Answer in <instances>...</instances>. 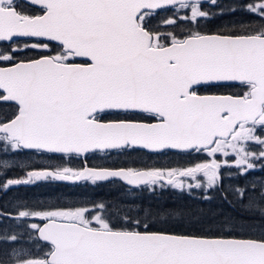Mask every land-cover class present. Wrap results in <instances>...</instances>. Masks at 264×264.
<instances>
[{
	"label": "snow or ice",
	"instance_id": "6c2138e0",
	"mask_svg": "<svg viewBox=\"0 0 264 264\" xmlns=\"http://www.w3.org/2000/svg\"><path fill=\"white\" fill-rule=\"evenodd\" d=\"M166 9L171 18L151 23ZM0 105L10 106L0 108L4 192L119 182L218 191L239 207L215 230L175 231L155 224L193 214L135 198L126 209L21 203L17 215L0 212L27 228L0 237L11 246L0 264H264V180L223 184L264 172V0H0ZM172 151L202 158L117 164ZM13 168L26 178H8Z\"/></svg>",
	"mask_w": 264,
	"mask_h": 264
},
{
	"label": "trees",
	"instance_id": "16d2710c",
	"mask_svg": "<svg viewBox=\"0 0 264 264\" xmlns=\"http://www.w3.org/2000/svg\"><path fill=\"white\" fill-rule=\"evenodd\" d=\"M237 0H219V3L223 6H227L232 3H236ZM205 10H208V5L204 6ZM218 9H212L216 11ZM173 15L171 9L160 11L151 21L153 24H157L163 18H171ZM242 13H237V16H241ZM223 19H228L224 17ZM212 25L209 24V27ZM10 106L0 105V108H8ZM4 171L0 168V173ZM22 175V171L17 168H13L8 172V178L18 177ZM252 180L261 181L264 180V172L256 170L249 176L242 179L233 178L231 180L225 179L223 181L224 186L234 187L237 184L243 185L244 183ZM57 187L46 186H19L13 187L9 191L4 192L0 190V212H4L6 215H17L18 205L21 203L27 204H40V205H72L77 202H84L88 200H95L97 203H111L115 207L119 205L122 209H126V204L129 200L135 198L138 202H142L144 205H152L153 207L161 206L170 209H177L179 212H188L193 215H175L171 220L165 221L166 217H161V222L155 224L156 228H166L175 231L190 230V231H207L209 228L215 230L218 221L222 218L220 216L223 213L225 216H236L239 213V207L233 202L229 203L222 198V195L218 191L210 192V199L205 201L204 196L200 194H189L186 191H176L173 189L157 190L154 193L148 191L136 192L129 191L123 186L108 187L107 185H100L96 188L82 189L74 187L68 189L70 193L61 188H65L61 184ZM65 185V184H63ZM78 193L83 196H76ZM232 196L228 197V201H232ZM91 206V205H89ZM199 220V223L195 221ZM33 221H28L31 223ZM258 223V221H257ZM27 228L23 222L16 220H7L0 217V237H3L7 233L10 238L13 234L26 233ZM24 239H28L25 235ZM11 247L10 245H0V248ZM19 247V246H16ZM25 247L31 248V245Z\"/></svg>",
	"mask_w": 264,
	"mask_h": 264
},
{
	"label": "flooded vegetation",
	"instance_id": "af4514ba",
	"mask_svg": "<svg viewBox=\"0 0 264 264\" xmlns=\"http://www.w3.org/2000/svg\"><path fill=\"white\" fill-rule=\"evenodd\" d=\"M212 91H216V89H213ZM220 91H224L223 89H221ZM109 119H116V118H124L123 116L120 117H116V116H109ZM131 118H137V117H131ZM195 155V154H193ZM191 155V156H193ZM191 156H185L181 153L172 151V152H168L167 154H162V155H155V154H149L147 152H139V153H132L131 156H125V157H120L117 160V164H121L123 161L125 160H138L141 161L143 165H147V166H156V167H167V166H171V167H183L184 165L188 166L187 162L191 161V159H186L185 157H191ZM202 157L198 158L201 159ZM104 163H108L111 164V161H107L105 162L102 159L99 158H91L89 160V164L91 165H97V164H104ZM73 166L79 167L80 166V162L79 161H73ZM14 179H25L26 175L25 172L22 171V175L18 176V177H13ZM59 184H61L62 186L70 189V188H74V187H79L82 189H86V188H96L100 185H107L108 187H114V186H122L119 182H113V183H99L97 186H92L90 183H85V182H80L77 184H65L64 183H58V182H38L35 185L38 186H43L42 188H45L46 186H50V187H57L60 186ZM35 185H31V186H35ZM124 187V186H123ZM127 190H129L127 187H124ZM76 196H83V194L78 193Z\"/></svg>",
	"mask_w": 264,
	"mask_h": 264
},
{
	"label": "rangeland",
	"instance_id": "374dc122",
	"mask_svg": "<svg viewBox=\"0 0 264 264\" xmlns=\"http://www.w3.org/2000/svg\"><path fill=\"white\" fill-rule=\"evenodd\" d=\"M178 15L182 16L183 13L182 12L181 13H178ZM185 158L186 159H191V160H198V158H200V157L199 156H196V155H193L191 157H185ZM184 166H186V165H184ZM61 189L64 190V191H66V193H70V191L66 187L65 188H61ZM176 191H181V190H176ZM210 192H213V191H210ZM210 192L204 193V192H202V190H194L191 194H200L202 196H204V195H208L209 196Z\"/></svg>",
	"mask_w": 264,
	"mask_h": 264
},
{
	"label": "water",
	"instance_id": "95a60500",
	"mask_svg": "<svg viewBox=\"0 0 264 264\" xmlns=\"http://www.w3.org/2000/svg\"><path fill=\"white\" fill-rule=\"evenodd\" d=\"M64 183H70V182H64Z\"/></svg>",
	"mask_w": 264,
	"mask_h": 264
}]
</instances>
